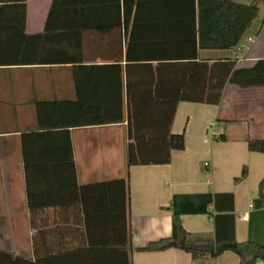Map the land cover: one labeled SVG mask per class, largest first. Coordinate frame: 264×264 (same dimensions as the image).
<instances>
[{"label":"trees","instance_id":"trees-1","mask_svg":"<svg viewBox=\"0 0 264 264\" xmlns=\"http://www.w3.org/2000/svg\"><path fill=\"white\" fill-rule=\"evenodd\" d=\"M263 2L117 0L118 25L123 24L128 35L126 53L120 49L110 56L113 62L88 64L83 50L62 45L64 30L60 29L70 26L53 24V13L60 8L57 0L42 34L26 32L28 0H0V65L78 63L73 67L76 97L37 99L39 129L23 131L21 143L31 210L46 205L73 208L82 219L74 218V223L83 227L70 224L65 228L70 237L35 258L0 248V264H132L129 179L80 184L71 128L127 121L128 164L169 163L172 151L185 147V133L172 130L181 101L218 104L228 82L264 84V58L252 66H238L237 57L199 55L203 48L239 45ZM156 13L181 17L153 20L151 14ZM157 22L160 29L151 26ZM36 40L44 42L41 50L35 49ZM248 144L252 150L264 151V138H249ZM246 174L244 167L236 180ZM263 189L264 179L261 195ZM225 194L233 202V193ZM172 227L170 236L138 249L178 247L194 258H214L233 250L240 256L238 264L264 259V244L239 241L234 225L225 236L218 227L214 238H198L175 211ZM79 230L82 239L72 235Z\"/></svg>","mask_w":264,"mask_h":264},{"label":"crops","instance_id":"crops-1","mask_svg":"<svg viewBox=\"0 0 264 264\" xmlns=\"http://www.w3.org/2000/svg\"><path fill=\"white\" fill-rule=\"evenodd\" d=\"M53 2L28 0V34L45 32ZM57 4L60 8L53 13V24L70 26L60 29L64 30L62 45L67 50H83L85 63L113 62V52L122 49L126 53L128 35L124 25H118L117 0H57ZM151 17L181 16L156 13ZM151 26L160 29L158 22ZM248 37L253 39L248 41ZM43 43L35 42V49L41 50ZM241 44L246 46L242 52ZM238 54L244 55L238 66H252L264 58V2L239 45L199 51L200 57L210 59ZM75 64L0 65V248L29 258L70 237V230L65 229L70 224L83 228L74 223V218L82 219L73 208L46 205L31 210L21 143L23 131L39 129L37 99L76 97ZM214 119L225 127L221 138L212 139L207 132ZM172 130L185 133V147L174 149L169 163L129 165L127 121L72 127L78 182L129 179L132 264H238L240 256L233 250L214 258H194L178 247H138L170 236L175 211L194 237L214 238L218 227L225 236L234 225L239 241L264 244V189L260 194L264 151L252 150L248 144L249 138H264V84L228 82L218 104L181 101ZM244 167L247 174L236 180ZM227 192L233 193V202ZM80 230L72 235L82 239ZM256 264H264V259Z\"/></svg>","mask_w":264,"mask_h":264},{"label":"built area","instance_id":"built-area-1","mask_svg":"<svg viewBox=\"0 0 264 264\" xmlns=\"http://www.w3.org/2000/svg\"><path fill=\"white\" fill-rule=\"evenodd\" d=\"M252 39H253L252 37H248V41L252 40ZM245 48H246L245 44H241L240 45V49H243V51L245 50ZM236 57L238 59H243L244 55L243 54H238V55H236ZM207 132H208V134L210 135V137L212 139H216V138H219L220 136H222L225 133V127H224L223 123L219 119H214L208 124ZM205 164L209 165V162L206 161ZM240 217L246 218L247 215L246 214H241Z\"/></svg>","mask_w":264,"mask_h":264},{"label":"rangeland","instance_id":"rangeland-1","mask_svg":"<svg viewBox=\"0 0 264 264\" xmlns=\"http://www.w3.org/2000/svg\"><path fill=\"white\" fill-rule=\"evenodd\" d=\"M241 52L243 51V49L242 50H240Z\"/></svg>","mask_w":264,"mask_h":264}]
</instances>
